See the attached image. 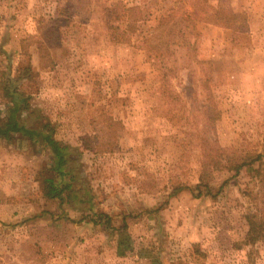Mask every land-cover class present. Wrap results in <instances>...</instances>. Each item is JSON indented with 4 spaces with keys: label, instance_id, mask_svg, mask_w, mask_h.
<instances>
[{
    "label": "rangeland",
    "instance_id": "374dc122",
    "mask_svg": "<svg viewBox=\"0 0 264 264\" xmlns=\"http://www.w3.org/2000/svg\"><path fill=\"white\" fill-rule=\"evenodd\" d=\"M218 1L0 0L2 115L19 78L94 207L43 195L49 147L0 138V264H264V0Z\"/></svg>",
    "mask_w": 264,
    "mask_h": 264
},
{
    "label": "trees",
    "instance_id": "16d2710c",
    "mask_svg": "<svg viewBox=\"0 0 264 264\" xmlns=\"http://www.w3.org/2000/svg\"><path fill=\"white\" fill-rule=\"evenodd\" d=\"M138 6H129L128 11L138 9ZM218 15L225 16L229 21H234L239 17L230 7L225 8L223 0L218 1ZM137 17L128 22L130 25L137 24ZM199 63H205L197 58ZM19 80L8 76L2 81L1 88L3 95L9 98V102L5 105V114L2 115L0 109V138L10 139L15 134L27 137L35 142H41L49 147L52 151V165L49 170L52 171L51 176L43 178L44 188L43 195L47 198H60L67 201L71 205H79L81 203L90 204L89 209H94L92 203V195L85 186L78 189L74 183H78L79 174L75 169V158L73 149L67 143H62L55 137V127L40 111L31 109L28 104L27 97L22 95L16 89V82ZM262 160L264 163V151L258 153L255 157H251L252 162ZM246 164V160L236 162V168H241ZM261 167V166H260ZM260 182L264 183L260 168L256 170ZM83 190V191H80ZM83 193V194H82ZM86 209V208H85ZM249 229L244 238V244H255L258 240L264 238V207L254 213L247 214Z\"/></svg>",
    "mask_w": 264,
    "mask_h": 264
}]
</instances>
